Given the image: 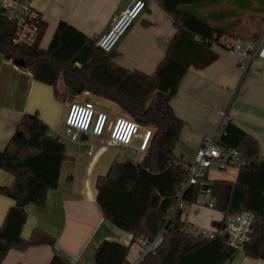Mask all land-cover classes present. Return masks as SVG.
Segmentation results:
<instances>
[{"label":"trees","instance_id":"16d2710c","mask_svg":"<svg viewBox=\"0 0 264 264\" xmlns=\"http://www.w3.org/2000/svg\"><path fill=\"white\" fill-rule=\"evenodd\" d=\"M160 3L173 16L178 33L153 73L119 65L112 52L96 45L97 39L66 21L59 22L49 46L42 48L47 28L43 18L36 43L29 45L14 41L15 23L0 14V52L13 60L23 58L34 78L51 84L58 98H67L72 89L78 94L89 91L116 103L118 115L153 127L150 145L140 161L115 160L96 181L97 201L104 217L131 232L133 241L145 245L163 232L157 251L143 256L144 264H224L238 251L229 244L227 235H194L185 230L182 211L169 217L179 185L188 178L184 160L175 152L186 122L175 113L171 100L192 63L206 66L217 58L209 46L223 31L180 8L178 0ZM217 138L221 146L237 148L245 163L234 181L210 180L215 208L223 213V223L228 214L254 212L250 239L243 251L249 257L264 259V158L259 142L232 122L227 113ZM66 159L61 138L49 133L48 124L38 114L25 113L16 133L0 150V170L14 175L11 184L0 186V194L15 200L0 225V264L13 248L25 251L31 246L56 245V238L42 229H34L29 238L22 236V230L27 206L46 205L48 192L59 185ZM200 188L197 183L186 189L185 202H196ZM129 251L130 245L103 240L95 250V263L133 264L128 259ZM49 264L66 262L55 254Z\"/></svg>","mask_w":264,"mask_h":264},{"label":"crops","instance_id":"0c3cea01","mask_svg":"<svg viewBox=\"0 0 264 264\" xmlns=\"http://www.w3.org/2000/svg\"><path fill=\"white\" fill-rule=\"evenodd\" d=\"M29 1L47 22L40 44L47 48L60 21L98 39L134 0ZM145 1V9L111 52L119 65L153 73L167 54L178 28L160 0ZM178 1L180 8L223 31L218 41L209 46L217 58L206 66L192 63L171 100L175 113L186 122L180 141L195 140L198 148L206 136L219 132L226 110L232 122L258 140L260 155L264 158V60L254 57L244 72L228 52V45L237 37L255 46L262 43L264 0ZM81 96L100 104L111 117L119 114L116 103L89 91L58 98L51 84L35 79L29 69L0 52V150L5 149L16 133L22 116L33 113L48 124L52 136L61 138L67 154L58 187L48 192L44 207L27 206L28 216L22 230V236L29 238L34 229H42L56 238V245L31 246L25 251L13 248L3 264H49L55 254L66 264H96L95 250L106 239L130 245L131 263L146 251L145 245L133 241L131 232L104 217L97 201V178L106 174L115 160H123L120 157L125 148L109 144L106 136L82 133L78 141H72L65 135L68 105ZM176 154L183 160L192 159L184 158L182 152ZM219 170L215 179L234 181L239 168ZM13 180V174L0 170V186L9 185ZM14 203L13 198L0 194V225ZM182 216L186 223L208 231H220L223 227V213L204 205L199 198L193 203L186 202ZM224 264H264V259L249 257L238 250Z\"/></svg>","mask_w":264,"mask_h":264},{"label":"built area","instance_id":"2783aa9c","mask_svg":"<svg viewBox=\"0 0 264 264\" xmlns=\"http://www.w3.org/2000/svg\"><path fill=\"white\" fill-rule=\"evenodd\" d=\"M145 7V0H134L122 9L109 29L98 37L96 45L106 52H111ZM0 14L6 15L15 23L14 41L16 43L29 45L36 43L40 34L39 24L42 15L29 0H0ZM228 52L236 58L238 66L245 72L254 57L264 60V40L259 46H255L250 41L237 37L228 45ZM82 133L94 137L106 136L109 144L134 151L131 159L140 161L150 145L154 129L123 115L111 117L105 108L99 107L93 100H73L68 105L65 118V135L72 141H78ZM217 134L206 136L195 156L191 160L182 162L184 169L188 172V178L179 185L178 199L170 209V218L174 217L177 211L184 209L186 202L183 194L192 184L200 183L198 198L204 205L215 208L216 197L210 186L209 170L213 166L219 169L239 168L245 163L237 148H225L219 144ZM254 219V212L244 210L228 214L220 231H208L189 223L185 224V230L188 233L209 238L222 232L228 236V242L232 247L243 250L245 243L250 239ZM163 238V232H161L152 242L146 243L143 256L147 252H156ZM143 256L133 264H144Z\"/></svg>","mask_w":264,"mask_h":264},{"label":"rangeland","instance_id":"374dc122","mask_svg":"<svg viewBox=\"0 0 264 264\" xmlns=\"http://www.w3.org/2000/svg\"><path fill=\"white\" fill-rule=\"evenodd\" d=\"M73 100L83 101V100H91V99H89V98L87 99L86 97L81 96V98H79V99L78 98L77 99L75 98ZM98 106H100V104H98ZM225 111L223 113L224 118L226 116ZM66 113H67V111H66ZM64 122H65V119H64ZM197 149L198 148H197V145H196V141L195 140H190V142L188 141L187 143H184V142L179 141L176 144V147H175V151L177 153H179V154H181V152H182L183 157L186 158V159L187 158H193L195 156V154H196ZM132 152H134V151H132V150H130L128 148H125L124 153L121 155L122 157H120V159H123V160H131V158H132ZM219 171H221V170H219V168H217L216 166H213L210 169V171H209V176L214 180L216 178L215 175H218L219 174Z\"/></svg>","mask_w":264,"mask_h":264},{"label":"water","instance_id":"95a60500","mask_svg":"<svg viewBox=\"0 0 264 264\" xmlns=\"http://www.w3.org/2000/svg\"><path fill=\"white\" fill-rule=\"evenodd\" d=\"M15 62H16L17 64H19V65H22V66L25 65V61H24L23 58H18V59L15 60ZM70 93H71V94H78V92H77L75 89H72V90L70 91ZM19 134H20V133H19Z\"/></svg>","mask_w":264,"mask_h":264}]
</instances>
